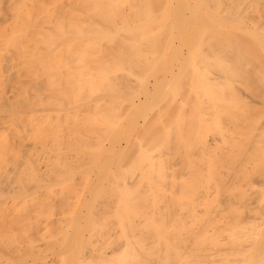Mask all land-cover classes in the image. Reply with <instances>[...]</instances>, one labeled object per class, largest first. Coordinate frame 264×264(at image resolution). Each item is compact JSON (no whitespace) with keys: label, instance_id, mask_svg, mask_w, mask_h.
I'll return each mask as SVG.
<instances>
[{"label":"bare ground","instance_id":"bare-ground-1","mask_svg":"<svg viewBox=\"0 0 264 264\" xmlns=\"http://www.w3.org/2000/svg\"><path fill=\"white\" fill-rule=\"evenodd\" d=\"M36 1L38 4L41 3L39 0ZM155 1L157 2L158 0H97V3L95 0H86L88 2L86 3L87 5L89 2L91 3L88 5V9L85 4H82V6L79 5V9H83V6H86L84 10L89 11L92 8V12L90 13L89 11L90 15L86 11L77 13L76 16H78L79 20L75 15L76 21L68 17V15L72 16L73 12L68 13V15L62 13V15H67L64 16L65 18L68 17V19H60L62 17L61 15H59L60 17H55L57 19L56 21L65 20V22H60V26L57 27L56 24L58 22L55 24L54 22L56 21L54 20L53 23L56 28L52 24L53 26H51L54 29L49 26L46 31H44L43 27L39 26V20H27L24 25L22 24L23 27L16 26V28L10 30V36L7 35V37L1 38L5 42L0 41V58L3 57L1 51H4V49L8 50L11 48L13 52V56L10 57L6 64L0 63V244H4V246H0L2 248L0 249L1 254H3V248L9 250L8 245L11 243L9 238L7 239L5 237L4 240L3 237L4 231L5 233L11 231L4 230V225H8L5 224L6 221L10 222L12 225L11 228H15V226H18V224L21 225L22 223L23 227L27 225H24V223H27L34 216L33 214L32 217L28 216L29 213L27 212V215H25L26 213L22 211L23 215L19 217L18 209L14 208L17 206L10 207L12 210H6L5 208L9 206L10 201L16 199L14 196L10 200V196L7 193H15L21 190L27 194L30 191L29 196H31L36 192L35 187L39 188L45 183L44 185L47 187V190L50 189V191L48 190L49 193L54 192L50 194L54 195L52 198L55 199L57 197L56 204L63 209H67V211L70 209L69 214L67 212V214H64L61 211L63 216L66 215L64 217H66L67 222H64L69 224L71 221L70 223H72L71 232H68L66 228L65 231L67 232L62 234L64 229L61 228L60 236L63 239L61 238L60 240L59 233L56 235L57 232L54 230L55 234L52 235L51 228H47L51 232L46 228H43L46 231L42 230L43 232L48 231L51 236H54L52 238L55 239L56 244L52 248L57 247L56 250L58 252L64 249L65 254L67 253V259L64 257L65 260L62 257L65 254H61L60 259L64 260L63 264H143L144 262L142 263L141 261L142 258H145L144 255L148 252L150 255L152 252L149 249L150 247L148 248L150 245L147 246L146 244L148 238L146 237L147 239H145L136 236V234L139 236L142 235L137 229L139 226L142 228L141 225L138 223L130 224L132 222L130 218L135 215L147 218L142 223L156 235V240L165 248L164 251L166 252L163 251V254H161V250L158 251L160 254L156 258V264H264L263 187L259 188L262 190L261 192L258 189L260 193V201L258 202H261L262 205L260 204V206H263V208L259 210L258 204L255 206L257 201L253 198L252 203L255 202V207H252L251 202H248V208L245 207L248 210L246 209L247 212L245 210L244 214L239 207L241 211L237 207L229 208L231 214H234L233 217H237V220L229 225H223L224 230L220 233H217L216 230V228L219 229L218 226L215 228L212 222H207L210 221L208 218L205 219L207 214L205 213L206 209L204 206V212L203 209L199 211H196L197 208L193 209L195 215L196 212L198 213L195 217L190 211L191 217L194 216V220L199 219L198 223H200V226L209 223L208 226H202L201 228L204 227L202 229L203 231L198 233L197 229L193 228V224L191 225L189 223L187 225L189 227L183 224L180 229L184 231L179 230L181 232H187V237L189 235L188 228H191L190 230L193 229V231L195 230V233L191 232L190 239L188 238V240L182 239L179 236L178 241L180 239V241L184 240L185 245L189 241L187 246H184L182 243L186 248L184 253L181 254L171 247L170 240L172 237H170L169 229L166 228L165 222L162 220V215L159 216L161 218L158 217L159 219H157L152 217L155 212L150 214L152 216L141 212L143 205L138 202L141 197L138 198L136 192H139L142 187L144 188L143 185L145 184L153 185L152 172L155 170H152V163L150 162L151 156L149 157L147 155L145 149H142V147L139 148L141 145L138 144L137 146L138 148L136 150L139 151L137 155L133 152L134 155L132 151L130 152V148H132L131 137L125 135V130L129 127H137L138 121L136 119L138 113L136 116H130L126 115L128 111H125L127 122L124 124L125 118L122 112L124 99H126L130 101V105L135 107L137 111H144L146 114L145 110L148 106L152 108L161 99L163 100L165 98L166 100V98L171 96L170 94L168 96L170 91L181 92L182 88H179L181 81V83L184 81L185 86H188L187 76L189 80L191 79L190 87H188L191 90H195V92L198 90L204 96L206 94L213 97V94L217 93L216 91L219 90L221 93L222 90L220 91V89H225L223 92L228 96L229 87L231 88V86H225L227 84L225 81L224 85L221 84L224 88L220 86V89H218L217 86L213 85L214 83L210 82L213 81V78L205 74L207 71L204 69L207 68L205 64L212 57L219 65L222 62H226V65L227 63L231 65L229 62H232L235 67L227 65L228 68L232 67L233 69L229 68L228 71H235L237 75L241 73L243 66L250 62L249 58H252L255 61L254 63L261 64L260 62H256V60L260 61L259 59H262L261 55H264V48H261L263 52L260 51V53L263 54L260 55V48H256V44L264 47L262 45L264 44V22L261 25L263 28H259L262 31L259 29L255 30L254 28H258L259 25L257 23L260 19L261 22L264 19V16H262V14L264 15V4L262 3L264 0H254L255 3L252 2L253 0H249V4L244 0V2L242 0V2L240 0H213L214 2L211 1L212 3L209 0H162V2L159 0L160 3L164 1L162 5H157V3L160 4L159 1L157 3ZM258 1H262L260 2L262 4ZM242 3H246L244 7L252 4L256 6L258 3L259 5L257 6L263 5V7L260 6L263 9L259 8L262 11H258L257 14L259 15L254 12V10L257 12V6H254L255 8L251 7L255 16L259 17L260 13H262L259 20L256 18L258 22L254 19L257 27L250 28L248 26L249 28H247V24L245 26L240 24L248 20L247 18L245 20L246 13L243 14L244 10L241 12ZM34 4L32 2V12L38 10L34 9L36 8ZM210 4H214L212 6L213 8ZM103 6L105 7V11H102ZM37 7L43 6L37 5ZM210 8L212 12L209 10ZM216 12L225 14V18H220L219 16L222 17V15L217 16L218 14ZM240 13L244 16V20L240 19L243 21H240L238 18ZM81 14H88V18L79 17ZM39 15L42 16V13ZM50 17L44 18L47 20L48 18L51 19ZM246 22H249V20ZM255 24L254 26H256ZM53 30V33H47ZM184 31L186 32L184 33ZM161 36H166L165 38H167L164 46L162 42L164 43L165 38L162 39ZM245 37L251 39L255 44L252 42L253 45L251 46L250 40L245 39ZM175 39L179 41V43L176 41L178 45H176L177 43L174 44ZM161 40L163 41L160 42ZM156 44L160 45L159 47L162 51L159 47L160 51L155 50ZM9 46L11 47L9 48ZM174 61L180 63L179 67H181V73L177 72V74L180 73L176 75L177 77L174 75L176 74L173 68L175 65L171 64V68L166 65ZM149 63H153L152 74L154 76L160 74L161 78H155L150 82V76H147L148 81L139 80V85L136 81L139 79L140 72L142 74L147 73L143 71L145 67L142 65ZM198 63L200 65H197ZM226 65L225 70H227ZM142 67L143 70L141 71L140 69ZM147 67V70H151L150 66L148 67L149 69ZM189 67L192 73L188 72L190 71L188 70ZM201 67L203 69L200 71ZM258 67L257 69L259 71L263 66L261 64V67ZM176 68H178L177 64ZM263 70L264 68H262V71L260 69L258 73H261V75H258L259 78L262 76L260 80H263L260 83L264 84ZM217 71L219 73L220 70ZM243 71L246 70L243 69ZM186 72L188 73L186 74ZM220 73V76L225 78L224 76L226 75L224 73L222 74V71ZM248 73L252 72L249 71ZM168 74H170L169 77H172V75L175 76L172 81L170 80L171 82L168 79ZM182 74L184 76L186 75V77H182ZM146 75H142V77L145 78ZM248 76L250 77L251 74ZM249 77L247 78V84L249 83L248 81L253 79L254 81L252 80V83L254 82L253 84L255 86L257 83H255L254 76L252 75L250 79ZM134 82L137 87L139 86L137 91L139 88L141 89V82L143 83L140 92L135 90ZM250 83L248 86L251 85L252 88L253 84ZM256 86L253 88L260 90V87ZM132 87L134 88L135 95ZM250 89L248 90L250 91ZM258 90H251L250 92L259 93ZM142 91L143 93H141ZM132 93L133 97L130 96ZM139 93L143 94V97H140L141 95ZM134 98L137 99L135 100ZM148 101L149 104H147ZM224 103L223 105L226 106ZM223 105L219 103L220 114L226 116L225 114H228L230 109L227 106L224 109ZM238 111L240 110L238 109ZM235 112L233 114L236 119L239 116V112L237 113L238 115ZM138 117L140 118V116ZM178 122L181 123L180 121H176L175 123ZM180 125L178 124L177 128ZM99 126L100 129L96 130ZM144 126L146 127V125ZM169 136L167 134L164 136L161 135L164 144L170 141ZM161 137L158 135V141ZM262 137L264 138L263 135ZM105 139L110 142L108 147L104 145ZM162 140L160 141L162 142ZM214 140H212L213 145L215 143ZM152 141L154 143L153 137ZM208 143L211 145V141H208ZM262 149L264 150V147ZM129 153L132 154L131 156L134 155V159ZM254 154L252 153L251 158L253 160L250 159L251 161H257V157H253L257 154ZM105 155L104 165H102L100 159ZM129 157L133 161L129 162ZM86 159L87 161H85ZM124 162L128 163L124 164ZM255 162L254 164L256 166L258 161ZM147 165L148 170L145 169ZM158 166H156L158 172L155 171L157 175L155 177L156 183L158 180V182H161L163 179L166 180V175L162 171L163 167H161L163 165L158 163ZM210 166L215 167L216 162H212V165L210 162ZM256 167L255 169L253 168L254 171L257 169ZM260 167L259 169L263 168L264 165ZM102 168H105L104 172H97ZM262 171L264 173V170ZM209 176L207 177L208 179L213 178V175L209 174ZM221 178L223 179L222 176ZM216 179L219 182V179ZM48 180L51 182L46 183ZM183 184L188 187L185 182ZM183 184L181 183L180 187ZM263 184L261 186H264ZM52 186H56V189ZM187 187L185 189H189L191 193L194 192L190 187ZM33 188L35 192L31 191ZM184 188L183 191H187ZM85 189L88 191V198H82L81 196V191ZM4 194L9 196L7 199L10 201L7 199V201L4 200V197L6 198ZM188 195H186V198ZM46 197L50 198V196ZM111 197L115 199V210L112 214L113 217L110 218L100 213V211L111 202ZM32 198L34 199V197ZM32 198V201L36 200ZM49 198L48 201L51 199ZM152 200L154 201V199ZM169 200L172 201L171 198ZM186 202L184 201V203ZM49 204L51 205V202ZM25 205L24 207H26ZM52 205H55V203ZM226 205L228 204H225V207L228 209ZM29 207L34 208L32 205ZM89 207L91 209L87 210ZM201 213L205 215L200 216L202 215ZM96 215H99L101 218L94 221ZM22 216L28 217L29 220L27 221L28 218H22ZM67 216L70 220L69 218L67 219ZM197 216H199L198 219ZM222 216V219H224V215ZM64 217H62L63 220ZM15 219H18V221ZM20 219H22L21 222H19ZM203 219L205 221L201 224ZM98 220L100 221L97 222ZM102 221L105 222L104 225L103 223L100 224ZM108 221H112L113 224L114 222L118 224L120 229L117 227V230L120 232L121 244L115 246L116 248L114 247L111 251H106L104 247L97 249L96 245L91 246L93 240L90 239V232L102 228L105 225L110 226V224H106V222L109 223ZM29 222L31 223V221ZM64 222L62 221V225ZM30 223L28 224L30 225ZM14 224L15 226H13ZM135 224H137L134 227L135 229H132V226H135ZM19 228L21 229V227ZM22 229L24 232V228ZM135 230L138 232L134 236ZM105 232L108 233L107 230ZM19 233L21 235L22 232L20 231ZM24 233L27 235L26 232ZM88 233L89 235L87 236ZM50 234L47 236L51 237ZM182 235L185 234L183 233ZM55 236H58V238H55ZM50 239L49 245L51 244ZM6 240H9L8 242L10 243H6ZM27 240L25 241L28 242ZM148 243H150V240ZM5 244H7V248H5ZM23 247L25 246L22 245ZM86 247H90L91 250L96 252L95 260L92 261L90 259L93 258L92 253L91 255H89L90 252L85 253V251L90 250H85L87 249ZM156 247L157 250L159 248L163 249L158 245ZM65 248L68 249V252ZM13 250L11 249L10 251ZM3 251L5 252L6 250ZM1 254L0 256H2ZM57 256L59 257L60 254ZM151 256L154 255H150L147 259L152 260Z\"/></svg>","mask_w":264,"mask_h":264},{"label":"rangeland","instance_id":"rangeland-1","mask_svg":"<svg viewBox=\"0 0 264 264\" xmlns=\"http://www.w3.org/2000/svg\"><path fill=\"white\" fill-rule=\"evenodd\" d=\"M27 1L31 2V3H28ZM39 1L41 3L38 4V2L36 0H0V41H4L3 39H1L2 37H7V35L10 36L9 33H10V30L12 28H16V26L23 27L22 24L24 25L27 20H32V21L39 20L38 21L39 26L43 27L44 31H46L47 28H49V26L52 28V26H53L52 24H54V23L56 24L58 22V21H56L57 20L56 18L59 15L62 16V17L59 16L60 19L64 18L66 20L69 17L73 21H76L74 15L76 16L77 13H82L83 11H86V13L89 14V11H90V13L92 12V8H90L89 11L84 10V8L86 6H87L86 8L88 9V5L91 4L89 2V4L87 5L86 3H88V2H86V0L85 1L84 0L83 1H81V0L80 1H78V0H43L44 2L42 0H39ZM95 1L97 3V0H95ZM160 1L162 2V0H160ZM160 1H159V3H160ZM211 1H213V0H209L210 3H212ZM244 1L247 2V4H249V0H244ZM255 1L253 0L252 2L255 3ZM32 2H33V4L35 3L34 6L36 8H34V9H38V10H35V12L33 11L34 13L31 11ZM36 2H37V4H36ZM157 2L155 1V3H157ZM260 2H262V1H260ZM163 3H164V1H163ZM163 3H160V4L157 3V5H162ZM259 3L257 5H259ZM262 3L264 4V1ZM262 3H260V4H262ZM27 4L30 5V8H29V5H28V7H26ZM82 4H85L86 6H83V9H79L80 8L79 5L82 6ZM37 5H39V6L42 5L43 7H37ZM210 5L212 7L214 4H210ZM245 5H246V3H244L241 6V10H242L241 12H243V10H244L243 14L246 13V15H247V16L245 15V20L247 18L249 20V22H246L248 20H246L244 22L243 21L244 16L242 15V13H240L238 18H239V20L243 19V20H240V21H243L240 24H242V26H245V24H247L246 25L247 28L257 27V24H258L259 26H258V28H254L255 30L256 29L258 30L259 28L260 29L263 28L264 26L261 27V25H263L264 19L262 20V22L260 19V21H259L260 24L258 22L259 18H261L260 16L262 13L259 12L260 13L259 17L255 16V14H257L258 11H261V10H259V8L263 9V8H261V7H263V5H260L261 7L256 5L257 6L256 7L254 4V6L256 8H258V10L256 9L257 12L254 10L255 14H254L253 10H251L252 9L251 7L255 8L253 6V4L248 6V7H244ZM43 8L45 11L43 10ZM32 10H33V8H32ZM209 10L212 12L211 8ZM102 11H105L104 6H103ZM70 12H73V15L72 16L70 15L71 17L68 15V13H70ZM41 13H42L43 17L39 15ZM49 13L51 14V17H50ZM62 13L67 14L68 17L65 18V16H67V15L64 14L65 15L64 16V15H62ZM83 14H81L79 17L88 18V16H87L88 14H85L86 16ZM216 14H218L217 16L222 15V17L219 16L220 18H223V17L225 18V16H224L225 14L223 15L221 12H220V14L218 12H216ZM257 15H259V14H257ZM262 16H264V15L262 14ZM44 17H46V18L50 17L53 21L48 18L50 21V24H49L48 19L46 20V18H44ZM76 17L78 18V16H76ZM256 18H258V20ZM60 19L58 18V20H60ZM254 19H256V21L258 22L257 24L254 23L255 22ZM54 20L56 22H54ZM65 20H63V21L65 22ZM78 20H79V18H78ZM23 21H25V22L23 23ZM51 21H52V23H51ZM63 21L60 20L56 24L57 27L60 26V22L63 23ZM66 22H68V21H66ZM55 24H54V28H56ZM254 24L256 26H254ZM64 26H67V25H64ZM54 28H52V29H54ZM254 29H252V31H254ZM260 31H262V30H260ZM53 32H54V30L47 32V33L51 34ZM185 32L186 31H184V33ZM184 35H186V34H184ZM165 37L166 36H161L162 39H164ZM245 39H248V38L245 37ZM165 40H167V38L164 39V43L162 42L163 40L160 41V42H162L163 46L166 42ZM248 40H250L251 43L253 42V41H251V39H248ZM176 41H177V39L174 40V44H176L177 42L179 43V41H177V42ZM178 43L176 45H178ZM251 43H250V45L252 46L254 42L252 44ZM158 44H156V46H155L156 51H158L160 48L159 47L160 45H158ZM262 45H264V44H262ZM10 47L11 46H9V48ZM256 48H258V49L260 48L259 49V53H260V51L264 47L260 46L259 44H256ZM162 49H163V47H162ZM160 50H161V48H160ZM263 51H264V49H263ZM263 51H261V52H263ZM1 52H2L3 57L0 58L1 59L0 63L6 64L8 62V60L10 59V57L13 56V52H12L11 48L8 50L4 49V51L2 50ZM263 53H260V55ZM263 56L261 55L262 59H263ZM249 59H250V62L243 66V69L246 71H243V69H242L241 73L238 75L236 74L235 71L234 72L228 71L230 67L228 68L227 65H230V64L227 63V65H226V62H222L221 65H219L213 57L210 58L209 61L205 64V65H207V68H204L207 70L206 71L207 73L205 72V74L208 77L213 78L212 79L213 81H210L211 83H214L213 85L217 86L218 89H220V86L222 87L221 84L224 85L225 83H227V84H225V86L226 85L231 86V88L229 87V95L228 96L225 94V92H223V91H225V89H220V91L222 90L221 93L219 92V90L216 91L217 93L213 94V97H210L209 95H206V94L204 96L198 90H196V92H195V90L189 89L191 79L189 80L188 76L187 77H186V75L184 76V74H185L184 73L181 76L182 77L184 76V78L185 77L187 78L188 83H189V85H188L189 87L185 86L184 81H183L184 84L181 83L182 82L181 81L179 84L181 87L179 85H177V86H179V88H182V90L180 89L181 92L178 91L179 93H177V91H170L168 93V96H170V95L171 96L166 98L167 101L165 100V98H163V100L161 99L160 102L157 104L158 106L156 105L152 108L149 106L147 107V104H149V101H148L146 104L147 109L145 110L146 114L144 113V111H137L135 109V107L130 105L129 100L124 99V106L122 109V112L124 113V115L126 113L125 111H128L126 115L136 116L138 113V116H140V118L137 116V119H136L138 121L137 127H135V126L129 127V128H126V130H125V133H126L125 135L131 137L132 148H130L131 149L130 152L132 151V153L134 152L137 155L139 153V151L136 150L138 148L137 146H138V144L141 145L139 148L142 147V149H145L147 151V155L149 157L151 156L150 162L152 163V170L153 171L155 170L158 172V170H156L157 169L156 166H158V163H159V164L163 165V166H161V167H163L162 171L166 175V180L163 179L161 182H158L159 181L158 180L157 183H159V184L157 185L156 180H155V177L157 176L156 172L155 171H154L155 173L152 172V180L154 182L153 185L150 186V185L145 184V185H143L144 188L142 187V189L139 192H136V196L138 198L141 197V199L138 201L139 203H141L143 205L141 212L143 214H147L149 216H152L150 214L152 212H155V214L152 217L157 218V219H159L161 217L163 218L162 220L165 222L166 228L169 229V232L171 235L170 237H172L170 240L171 241L170 245H171V247H173L176 251H178L181 254L184 253V251L186 249L184 246H187L189 241L185 245L184 240L180 241L181 240L180 239L178 241L179 236L182 239L188 240V238L191 236L190 235L191 232L195 233L194 232L195 230L193 231V229L190 230L191 228L190 229L188 228L189 235L187 237V232L186 233L181 232L184 230H181L180 227L183 226V224H185L186 227H189L187 225H189V223H190L191 225L192 224L194 225L193 228L197 229V231L199 233L200 231L201 232L203 231L202 229H204V227L201 228L202 226L206 227L209 224V223L207 224L205 222L206 223L205 225L200 226V223H198L199 222L198 221L199 216H197L198 220L193 219L196 217V215L198 213V212H196V215H195V213H193V209L197 208L198 210L196 209V211L203 209V212H204V208H203V206H204L206 211H207V212L205 211V213L207 214V217L205 219L208 218V220H210V221H207V222H210V223L212 222L215 225V228L218 226L219 229L216 228V230H217V233H220V232H223V230H224L223 225H229V224H231L237 220V217H233L234 214L233 215L231 214V211L229 210V208L232 209V208H236V207L238 208L239 207L243 211L242 212L243 214L245 213L244 211L248 208L247 207L249 204L248 202H251L252 207H255L258 204L257 206L259 207V210L263 208V206H260L261 202H258V201H260V199H259L260 193L258 192V189L262 188V187L264 188V186H261L264 182V179H263L264 173L262 171V170H264V167L261 168L264 165V162H263L264 161L263 160L264 159V157H263L264 152H262V151H264L262 149V147H264V138L262 137V135L264 136V134H263L264 133V94H263L264 93V84L260 83V81H262L263 79L260 80L262 78V76H260L261 78H259L258 74L261 75V73H258V72L260 71V69L262 71V68H264V59L263 60L259 59L260 61L256 60V62H260L262 64V66H263L262 68H260L261 64L254 63L255 61H253L252 58H249ZM261 60H262V62H261ZM229 63H231L230 66H234V64L232 62H229ZM171 64L175 65V67H173V68L175 69L174 71H176L175 72L176 74H174V75L175 76L179 75L181 73V67H179L180 63L174 61L170 64L167 63L166 65L168 67H170V66H172ZM176 64H177L178 68H176ZM224 64L226 65L227 70H225L226 68H225ZM197 65H200V64L198 63ZM257 65L260 67H258ZM142 66L145 67V69L143 70V67H142V69H140V70L146 71L147 73L142 74L140 72L139 79L136 81V83H139V85H140V81H143V80L148 81L147 76H150V79H149L150 82H152L155 78H158V77L161 78L160 74H157L155 76L152 74L153 63L143 64ZM147 66L148 67L150 66L151 70ZM146 67L149 70H147ZM257 67L260 68L259 71H258ZM165 68H166V66H165ZM179 68H180V70H179ZM177 69H178V71H177ZM202 69L203 68L201 67L200 71ZM230 69H232V67ZM188 70H190L188 72L192 73L190 67L188 68ZM217 70L222 71V74L224 73V75H226V76H224L225 78H223V76H220L221 73H220V71H219L220 74L217 73L218 72ZM248 70L250 72H252L253 74L248 73L249 72ZM177 72H180V73L177 74ZM188 72H186V74ZM262 73H264V70ZM141 74L142 75L147 74V75L145 78H143ZM249 74H251L250 77L248 76ZM174 75H172V77H169L170 74H168L169 81L170 80L172 81V79L175 77ZM233 75H235V76H233ZM252 75L254 76V79L256 81L255 83L259 84V85H257V84L256 85L258 87H260V90H258L257 88H255V89L253 88L256 86V85L254 86V84H253L254 82L252 83L253 79L250 80L251 83H250V81H248L250 84H253L252 85L253 89L251 88V85H249L250 87L248 86L249 83L247 84V78L249 77V79H250L252 77ZM263 77H264V75H263ZM189 78H190V76H189ZM187 80H186V82H187ZM222 81H223V83H221ZM224 81H225V83H224ZM136 83L134 82V87H136L135 90L137 91V88L139 86L137 87ZM141 84L143 86L142 82H141ZM183 85H184V87H183ZM142 86H141V89L139 88L140 90L138 89L139 92L142 90ZM232 87H233V89H232ZM222 88H224V87H222ZM133 89L134 88L132 87V91H133ZM248 89H250V91L251 90H258L259 93H255V92L251 93ZM134 92L135 91H133V93ZM133 93L130 96L133 97ZM141 93H143V91ZM141 93H139L141 96L140 95H138V96L143 97V94H141ZM227 94H228V92H227ZM134 95H135V93H134ZM126 97H129V96H126ZM134 99L136 100L137 98H134ZM236 99H237V102H236ZM207 101H209L210 103ZM219 103L220 104L222 103V105L224 103L228 107V109H230L228 114L224 113L226 116H223L220 114L221 110L219 108ZM198 104H199V106H198ZM226 106L223 105L224 109ZM238 109L240 111H238ZM234 112H235V114H237V113L239 114L238 118H236V119H235L234 114H233ZM128 113H130V114H128ZM219 114L221 115V117H219L220 116ZM124 115H123V117L125 118L124 119V124H125L127 122V118H126L127 116L126 115L124 116ZM176 121H180L181 123H179V122L175 123ZM178 124H181L179 126V128H177ZM144 125H146V127ZM216 126H217V128H216ZM99 129H100V126L96 128V130H99ZM132 132H134V133H132ZM163 134L164 135L167 134V136L170 135L168 137V138H170L169 139L170 141L166 142L168 144H166V143L164 144V141L162 140L163 138L161 137V135L164 136ZM151 135L154 138V143H152L153 141H152ZM158 135H159V137H161L160 140H162V142L160 140L158 141V139H159ZM168 138L166 137L167 140H168ZM166 139H164V140H166ZM212 140H214V142L216 144L214 143V145H213ZM208 141H211V145L208 143ZM236 144L240 145L239 146L240 148ZM104 145H105V147H108L110 145L109 140L105 139ZM166 145H167V147H166ZM148 147L151 149H149ZM238 150H240V151H238ZM252 150L253 151L255 150V151L253 152ZM252 153H255L254 155L257 154L256 156H253V157L254 158L257 157L256 159L258 162L256 160L251 161V160H253V158H251ZM129 155L131 156L132 154L129 153ZM133 156H131V157H133ZM105 157H106V155L102 159H100V163L102 165H104ZM261 157H262V159H261ZM135 158H137V157H135ZM133 159H134V157H133ZM85 161H87V159ZM128 161L131 162L133 160H132V158L129 157ZM210 162H211V165H212V162H216V166L215 167L210 166L211 167L210 168L209 167ZM254 162L256 163V166L259 164L258 167L255 166ZM127 163L128 162H124V164H127ZM260 163H262L263 165ZM153 166H154V168H153ZM259 166H261L260 167L261 169H259ZM255 167L257 169L254 171ZM145 169L148 170V165L146 166ZM104 171H105V168H102V169L98 170L97 172H104ZM157 174H159V173H157ZM209 174L213 175L212 179L207 178V177H210ZM231 174H232V176H231ZM221 176L223 177V179L221 178ZM216 178L219 179V182L216 181L217 180ZM226 179L228 182L226 181ZM261 180H263V181H261ZM48 182H51V181L48 180L46 183H48ZM176 182H178V183L176 184ZM184 182L188 185V187L183 184ZM261 182H262V184H261ZM181 183L183 184V186H181V187H183V188L185 186L187 188L190 187L191 190H193L194 192L192 191L193 193H191V191L189 189H185L186 187L184 188V190H187V191H183V188L180 187ZM44 184L45 183H43V185ZM43 185L39 188L35 187L36 192L34 191V188H33V190H31V191L32 192L34 191L35 194L33 193L34 195H31V196H29L30 191L27 192V190H26L27 194L21 190H19L18 192H15V193H7L10 197L8 195L4 194L6 196V198L4 197V200H6L7 197H9V199L10 198L12 199L15 196L16 199L14 198L15 200H13V201H14V203L17 202L14 204L11 199L10 200L12 202L9 199H7L10 201V204H9V206H6V208H5L6 210L10 209V207L17 206L14 208L18 209L19 212L18 211L17 212L19 214L18 213H16V214H18L19 217H20V215H23L22 211L24 213H26V212L29 213L28 216H31V217L33 215L34 216L32 217L33 219L31 218L32 220L31 219L29 220L28 217L22 216V218H26V219L28 218L27 221L29 220V221H31V223L28 221L27 223H24V225L25 224H27V225L23 226V227H22L23 223L21 225L18 224V226H15V224H16L15 223L13 225V226H15V228L12 227L15 230L11 228L12 225L10 224V222L6 221L5 224H8V225L7 226L4 225L5 226L4 230H11V231L8 233H5V231H4L3 237H4V240H5V237H7V239L9 238V240L11 241L12 244L10 242H8L9 240H6L7 241L6 243H10V245H8L9 250L3 248V250H6V251L4 252L2 250L3 254L0 253L2 255V256H0V264H7V263L8 264H14V263H16V264H54L55 263L56 264V262H58L57 264H63L64 263L63 261L65 260V258L67 259V257H66L67 253L65 254L64 249L63 250L61 249L62 251L60 250L61 252L60 251L58 252V250H56V248H57L56 246H55L56 248H52V247H54V244H56V243L54 241L55 239L52 238L54 236H51V234L49 232H51L50 230H52V235H53V234H55L54 233V231H55V232H57L56 235H58V233H59L58 236H60V234H61V228L64 229L62 231V234H65L67 232V231H65L66 228H67L68 232H71V224L72 223H70L71 221L69 222V220H70V218L68 217L69 215L67 216V219L69 218V220H68L69 224H68V223H66L67 222L66 217H64L66 215L63 216L61 214V211L64 214L66 212L69 214L70 209L67 211V209H63L60 206H58L56 204L57 203V200H56L57 197L54 199V198H52V196H54V195L53 194L50 195L51 193H54V192L49 193L50 189H48L49 190L48 191L47 187L45 185L44 186ZM219 186H220V188H219ZM52 187H54L56 189V186H52ZM48 188H51V187H48ZM54 188H52V189L54 190ZM259 191L261 192L262 190L259 189ZM81 192H82V195H81L82 198H88L89 197L88 191L86 189L82 190ZM184 192H186V193H184ZM257 192H258V194H257ZM184 194H186V195L189 194L190 196L189 195L188 196L190 198L188 196L186 198V195L184 196ZM25 195H27V196H25ZM46 196H50L51 199L49 197H46ZM183 196H184V198H183ZM27 197H28V199H27ZM32 197H34V199H36V200H34ZM24 198H25V200H24ZM31 198L34 201H32ZM48 198L50 199L49 201H48ZM169 198H171L172 201L169 200ZM180 198H182V199H180ZM185 198H186V200H184ZM252 198L254 200L256 199V201H257L256 204L254 201H253L254 203H252V200H253ZM152 199H154V201ZM187 199L189 200V202ZM182 200L187 201V202L184 203V201H182ZM110 201L111 202L105 208H103L100 211V213L111 218V217H113L112 214L115 210V203H114L115 199H114V197H111ZM37 202H38V204H37ZM50 202H51V205L49 204ZM54 203H55V205H52ZM24 204H26L25 205L26 207H24ZM225 204H228V205H226V206H228V209L225 207ZM251 204H250V206H251ZM254 204H255V206H254ZM31 205L34 206V208L29 207ZM231 205L234 207H232ZM245 207H247V208H245ZM239 208H238V210H240ZM48 209H50V210H48ZM90 209H91V207L87 208V210H90ZM10 210H12V208ZM247 210H246V212H247ZM190 211L192 212V214L195 215V217L194 216L191 217V215L189 213ZM220 211H222V213H220ZM261 211L263 212V210H261ZM194 212H195V210H194ZM27 213L25 215H27ZM160 215H162V216L159 217ZM165 215H167V216L169 215V216L167 217ZM203 215H205V214H202L200 216H203ZM212 215H214L215 217ZM222 215H224V219H222L223 218ZM34 217H36V218H34ZM62 217H64V220L62 219ZM94 218H95L94 219V221H95L97 219H100L101 217L99 215H96ZM130 219L132 220V222H130V224L131 223L132 224L138 223L142 227V228H140V226H139V228L137 227V229L139 230V233L141 232L142 235L141 234H140L141 236L137 235L136 233L138 231L136 232V230H135L134 236L136 234V236H138L140 238H142V237L145 239L148 238L147 239L148 242L150 240V243L147 242L146 244H147V246L150 245V246H148V248L150 247L149 249L152 252V254H150V255L155 256V257L151 256V258H152L154 264H156V261H157L156 258H158V255L160 254V252H158V251L161 250L162 251L161 254H163V251L165 248L163 247V245L161 243H159L156 240V237H155L156 235H154V233H152V231L149 228L145 227V225L142 223V221L144 219H147L146 217L143 218L142 216L135 215V216H132ZM205 219H203L202 221L200 220L201 224L203 223V221H205ZM173 220H174V223H173ZM16 221H18V219ZM21 221H22V219H20L19 222H21ZM59 221H60V223H58ZM62 221L63 222L66 221V222H64L62 225ZM99 221L100 220H98L97 222H99ZM110 222L109 223L106 222V224H110V226L105 225L102 228H99L97 230L90 232V237H91L90 239L93 240L91 246L96 245L97 249L100 247H104L106 251H111L112 249H114L115 246H119L121 244L122 240H121L120 232L117 230V227L119 228V226L115 222H114V224L112 221H110ZM28 223H30L31 226ZM101 223H103V225H104L105 222L102 221V222H100V224ZM136 225L137 224H135V226L133 225L132 229H135L134 227H136ZM62 226H64V227H62ZM16 227H17V230H16ZM19 227H21V229L24 228V230H25L24 232H26L28 237H26L27 235H25V233L23 232V229L21 230ZM43 228H46V229L51 228V229L50 230L47 229L49 232L48 231L43 232V231H46ZM40 229H41V231H40ZM58 229H60V230H58ZM126 229H127V227H126ZM105 230H107L108 233H106ZM20 231L22 232L21 235L19 233ZM37 232H40V233H37ZM16 233H18V234H16ZM183 233L185 235H182ZM49 234L51 237L47 236ZM18 235H20V236L17 238ZM24 235H25V237H24ZM33 235H35V236H33ZM88 235H89V233L87 234V236ZM58 236H55V238H58ZM184 236L187 238H185ZM20 237H22V238H20ZM27 238H28V240H27ZM50 238H52V239H50ZM61 238H62V236H60L59 239L61 240ZM49 239L51 242V244H50L51 246L49 245ZM25 240H27L28 242H26ZM18 241H20V242H18ZM4 243H5V241H4ZM19 243L20 244L22 243L21 246ZM182 243L184 244V246ZM60 244H59V246H60ZM1 245L4 246V244H0V246ZM22 245L25 247L22 248ZM157 245L159 247H162L163 249L159 248V250H157V247H156ZM6 246H7V244H5V248H7ZM10 248L12 250L14 249L15 251L14 250L10 251L11 250ZM86 248L87 249H85V250H88V249H90V250L87 252L85 251V253L90 252L89 255H91V253H92L93 258H90V259L92 261L95 260L96 252L91 250L90 247H86ZM0 249H2V248H0ZM18 249H20V250H18ZM65 249H67V248H65ZM7 250H8V252H7ZM20 251H22V252H20ZM67 252H68V249H67ZM164 252H166V251H164ZM4 253H5V255H4ZM56 253H57V255L60 254V256L58 257L56 255ZM148 253H146L144 255L146 260H144L145 258L144 259L142 258L141 262L142 263L144 262L143 264H146L147 261H148L147 264H150V262L152 261L150 259H147L148 257H150V255ZM61 254L62 255L65 254V256L64 255L62 256L63 258L65 257L64 260L60 259ZM86 255H88V254H86ZM141 256L143 257V255H141ZM53 261H55V262H53ZM50 262H52V263H50ZM153 262H151V264H153Z\"/></svg>","mask_w":264,"mask_h":264}]
</instances>
